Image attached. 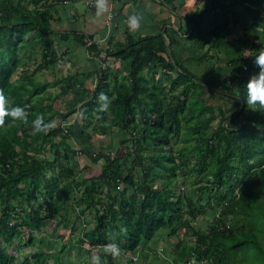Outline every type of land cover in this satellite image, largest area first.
<instances>
[{
  "label": "trees",
  "instance_id": "1",
  "mask_svg": "<svg viewBox=\"0 0 264 264\" xmlns=\"http://www.w3.org/2000/svg\"><path fill=\"white\" fill-rule=\"evenodd\" d=\"M32 1L0 0V264L13 263L10 247L34 244L22 264H45L63 230L68 249L89 244L106 264H181L191 254L207 264H239L247 246L264 264V108L244 99L260 70L255 57L264 52V0H195L179 38L165 29L127 33L114 50L91 42L93 53L119 55L126 74L112 84L111 70L102 69L93 89L67 74L54 97L47 83H33L20 55L30 47L41 63L56 57L45 39L51 6ZM32 31L38 37L27 38ZM78 109L64 132L60 123ZM115 128L114 154L94 147V134ZM75 153L100 163L98 174L83 176L86 164ZM199 215L204 228L193 224ZM50 221L45 239L38 238ZM160 233L177 241L172 254L163 251L168 259L156 254L159 243L151 245ZM112 242L138 258L105 253Z\"/></svg>",
  "mask_w": 264,
  "mask_h": 264
},
{
  "label": "crops",
  "instance_id": "2",
  "mask_svg": "<svg viewBox=\"0 0 264 264\" xmlns=\"http://www.w3.org/2000/svg\"><path fill=\"white\" fill-rule=\"evenodd\" d=\"M32 2L24 0L28 7H32ZM196 3L195 0H42L38 6H51V28L45 39L52 40L55 48L52 55L56 56L52 62L47 59V63H39V69L44 72L46 69L53 71V81H44L49 88L46 87L48 95L56 96L59 81L67 74L93 89L101 70L107 67L111 70V83L118 84L126 74L120 56L113 53L108 56L103 49L93 53L86 42L99 47L110 45L114 50L118 43L126 41L127 33L151 36L165 29L176 32L179 38L185 23L182 17L190 15ZM137 13L142 18L139 27L133 29L130 17ZM29 33L28 38L33 35V32Z\"/></svg>",
  "mask_w": 264,
  "mask_h": 264
},
{
  "label": "rangeland",
  "instance_id": "3",
  "mask_svg": "<svg viewBox=\"0 0 264 264\" xmlns=\"http://www.w3.org/2000/svg\"><path fill=\"white\" fill-rule=\"evenodd\" d=\"M262 15L264 16V11L262 12ZM32 32H33L32 34L34 36L38 37V35L35 33V31H32ZM27 34L30 35L29 32ZM27 34H26V37L28 38ZM31 37H32V35H31ZM231 37L232 36H230L229 39ZM249 38H250V40L254 41V38L252 37V35H250ZM244 45H245V47H247L249 44L246 41V43ZM29 48L30 47H28L26 50L22 51L20 53V55L23 57L26 56L25 61L27 62V70H28L27 74L32 75V78L34 80L33 83L37 84L38 82H44L45 80H49V79H51L53 81V71L46 69V72H44L43 69H39L37 67L38 64L41 62V57H40L41 55H39L40 53L37 52V49H35V48H33V49H29ZM34 49H35V51H33ZM257 53H259V50ZM18 72L19 71H17L15 74H13L11 79H16L18 74H19ZM170 74L173 75L174 73L171 72ZM158 76H159V74H158ZM160 79H161L162 83L167 82V80L164 78V75H163V77L161 76ZM52 83H54V82H51V84ZM47 90H49L48 87H47ZM36 97H37V95L31 96L30 101L35 102ZM216 102L218 103V101H216ZM95 121L96 120H94V118L91 119V123L88 124V126L86 128L87 129L91 128L92 124H94ZM90 130L91 129H89V131ZM117 137H118V130L115 128L114 130H112L110 132V134L108 136H104L102 138H100L99 136L94 134L91 141L93 142L95 148L100 149L101 151L112 150V152L114 154V152H116L117 148L119 147L118 143H117L118 142ZM58 138H59V136L52 137L53 140H58ZM179 144H180V142L177 141L176 146H179ZM75 146L76 145L73 144V149L76 152L79 149L77 148V146L76 147ZM120 148L122 149L123 147H120ZM48 152L49 151H47V154H48ZM68 152H69V154L72 155V150H68ZM41 155L42 154H38V156H41ZM74 156H75V158L78 157L77 159L79 160V164L81 167H83V165L86 164L85 167L83 168V171H82L83 176L90 177V176H95L96 174H98V172H99L98 170L100 168V163H96L95 161L90 159L87 155H84V154L82 155L81 153H75ZM47 174L49 175L50 172L47 171ZM190 179L192 180V178H189V180ZM179 181L183 182L182 179H180ZM190 186H191V183L189 181H186V186H184V187H186L187 190L192 192V190H191L192 186L191 187ZM105 188L106 187H104V190H105ZM78 192H79V190H78ZM207 195H208V192H205L203 194L204 199H202V201H201L202 204H205V202H207V197H206ZM72 203L75 205V208L73 209V211H77L80 204L76 203V201L72 202ZM205 214L208 215V216H206L207 218L212 219V216L214 214V210L207 208V210L205 211ZM85 217H86L85 218V222H86L87 220H89V214ZM198 218H200V219H198ZM201 218L202 217H200V215H199L195 219V221L193 222L195 227L201 226V228L202 227L204 228L206 226L205 222L201 223V220H203V218L202 219ZM226 218L228 220L231 219L230 216H228ZM53 226H54V222L50 221L47 224V226L44 227L42 232H40V233L38 232L37 237L45 239V236L48 234V230H51ZM63 234H64V237H61L59 240H56V243L53 245L54 248H48L47 247L48 248L47 249L48 250V256H47L45 264H90L92 261V256H94L95 248L91 247V245H89V244H84V246H82V248H81V245L78 244V242H77L76 243L77 246L74 245L72 248L68 249V242H69V240H71V237H69V233L66 230H63ZM164 238H165V240H163ZM153 241L154 242L151 245L157 246V244L159 243L158 246L161 247V249H162L161 251L162 252L164 251V253L167 255L172 254L171 250H173L175 247L174 242H177L175 237H172L170 239L166 238L164 233H160L158 235L156 234L155 237L153 238ZM62 245H63V247H62ZM36 246H37V244L36 245L34 244L31 248L26 247L27 248V249L25 248L26 250L24 248H22L21 246H16V245L10 247L9 251L12 254H14V261L12 264H22L23 254L30 255L31 253L34 252ZM41 247H42V245H41ZM43 247H44V250H46V246L43 245ZM243 251H245L244 258L241 259L239 264H259L260 263L261 259H260V257L257 258V256L255 255L256 250L252 246L245 247ZM127 253H129V252H127ZM245 254H248V255H245ZM115 257H117V256H115ZM30 262L32 263L33 260L31 259Z\"/></svg>",
  "mask_w": 264,
  "mask_h": 264
},
{
  "label": "clouds",
  "instance_id": "4",
  "mask_svg": "<svg viewBox=\"0 0 264 264\" xmlns=\"http://www.w3.org/2000/svg\"><path fill=\"white\" fill-rule=\"evenodd\" d=\"M141 14H133L130 17V24L133 29L139 27ZM255 63L260 66V70L253 74L246 84L247 95L244 97L246 104L251 109L264 108V52H261L255 57ZM15 115L16 113L13 112ZM38 123V121H37ZM120 246L116 242L106 245L105 253L111 256H118L120 254ZM107 257L99 254L92 256V264H106Z\"/></svg>",
  "mask_w": 264,
  "mask_h": 264
},
{
  "label": "built area",
  "instance_id": "5",
  "mask_svg": "<svg viewBox=\"0 0 264 264\" xmlns=\"http://www.w3.org/2000/svg\"><path fill=\"white\" fill-rule=\"evenodd\" d=\"M87 45H90L91 42L90 41H87L86 42ZM80 116V110H76L75 113L73 114V116L69 119V120H63L61 123H60V127L63 128L64 132L66 131V126L68 124H70V122L74 119V118H77ZM106 247V245H105ZM161 247L159 246L157 249H156V254L158 256H161L163 257L164 259H168L164 253L161 251ZM122 257L124 259H131V260H136L138 258L137 254L135 253H127V252H123L122 250L120 251V254L117 256L118 258L119 257ZM115 257V256H114ZM208 263V259L207 258H199L197 257L196 255L194 254H191L190 256H187L181 264H207Z\"/></svg>",
  "mask_w": 264,
  "mask_h": 264
}]
</instances>
